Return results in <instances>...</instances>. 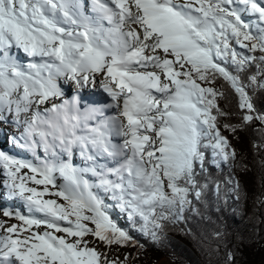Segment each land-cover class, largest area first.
Masks as SVG:
<instances>
[{"label": "snow or ice", "instance_id": "obj_1", "mask_svg": "<svg viewBox=\"0 0 264 264\" xmlns=\"http://www.w3.org/2000/svg\"><path fill=\"white\" fill-rule=\"evenodd\" d=\"M92 11L95 17L85 14L83 0H0V120L11 116L23 126L24 146L34 154L43 146L46 157L33 163L0 151L8 196L23 200L30 213L4 211L21 224L0 221L6 233L0 264H124L86 239L109 246L130 241L93 188L111 193L158 240L162 221L181 218L191 193L201 196L202 138H209L205 147L213 149L217 166L235 155L213 115H223L216 103L223 93L211 86L217 76L239 95V107L247 109L243 121L264 122V115L251 114L245 86L228 69L242 71L257 59L234 44L264 53V0H92ZM243 13L256 22H245ZM13 49L30 61L23 65ZM258 59L264 63V55ZM97 74L112 103L81 111L78 96L52 102L63 95L60 78L81 89L95 87ZM250 79L264 88L256 76ZM110 108L116 113L105 116ZM75 149L90 166L73 164ZM57 173L65 183H57ZM88 173L96 183L85 178Z\"/></svg>", "mask_w": 264, "mask_h": 264}, {"label": "trees", "instance_id": "obj_2", "mask_svg": "<svg viewBox=\"0 0 264 264\" xmlns=\"http://www.w3.org/2000/svg\"><path fill=\"white\" fill-rule=\"evenodd\" d=\"M234 46L244 55L257 57L242 71L231 64L228 69L245 86L254 106L251 114L264 115V88L250 79L256 76L264 84V63L258 59L264 53ZM211 86L223 93L216 98L223 115L215 110L213 115L221 135L228 140V151L235 155L217 166L213 149L205 147L209 138H202L205 164L203 170L197 166L201 196L197 199L191 193L192 203L181 218L162 221L158 240L142 230L139 217L130 218L111 193L103 192V210L130 237L123 246L110 245L118 250L124 264H155L162 257L172 264H264V122L243 121L247 109L239 107V95L223 77L217 76Z\"/></svg>", "mask_w": 264, "mask_h": 264}, {"label": "rangeland", "instance_id": "obj_3", "mask_svg": "<svg viewBox=\"0 0 264 264\" xmlns=\"http://www.w3.org/2000/svg\"><path fill=\"white\" fill-rule=\"evenodd\" d=\"M83 2L85 3V5L87 7V5L90 2V0H83ZM240 7H243V5H240ZM94 14H95V12H94ZM242 18L245 20V22H250V21L251 22H255L257 20V17L252 15L251 13L248 14V15L243 13L242 14ZM19 53H21L20 56H18L19 57V61L23 64L26 61V59H27L26 54H24L22 52V50L17 51L16 49H13V54L14 55L19 54ZM23 65H25V64H23ZM68 86H66V85L60 86V88H62L61 91H62L63 94L70 90ZM4 125H5V127H3ZM6 125H16L15 123L12 122L11 116H10L9 119H7V121L0 120V131H2L5 135H7L5 137H9V135H8L9 130L7 129ZM22 128H23L22 126H18L19 131L16 133L17 137H19L21 135ZM227 135L229 136V138H231L229 133H227ZM0 142L2 143V144H0V147L3 148V149H7L8 150V146H9L8 143H5L3 140L0 141ZM1 148H0V151L4 152L6 155L11 156L8 152L4 151ZM14 149L16 150V149H20V148H18L16 146V144H15ZM11 152L13 153V150H11ZM77 154H78V156L76 155L77 157H79L82 160H84V158L80 156L79 151H77ZM11 157H13V156H11ZM105 161L106 160L104 159V161L101 162V163H103V164L107 163V161L106 162ZM84 162H86V161L84 160ZM83 167H87V166H83ZM27 171H28L27 169H21V173L20 174H23V173H25ZM89 174L91 176L90 177V181H92L93 183H96L95 177H93L91 175V173H89ZM56 176H57V174H56ZM6 178H7V175H6L5 169L3 168L2 165H0V181H2V183H0V221L4 222V226L5 227L10 226L12 224L20 225L21 222L19 220H16L14 217H5L3 215L4 211H6V210L10 211L12 213L20 212L22 215H26V216L30 214L28 207L26 206L24 201L21 200L20 198H18V203L20 205L15 206L17 204V202H15L13 204V206H11V207H7L6 206L7 203L11 202V197L8 196V189L4 186L5 182L7 181ZM29 186L30 187H38L40 189L43 188L42 185L41 186H37V185H33L31 183H29ZM49 187L51 188V186H49ZM93 191L96 192L100 196V198L102 199L103 204H104V201L106 200V198L103 195L104 191L102 189H99V188H93ZM43 198L44 199H58L57 197L49 196V195H45ZM43 230H44L43 228H41V229H35L34 228L33 229V231H43ZM2 232H3V229L0 228V236L2 235L1 234ZM86 239H88L90 241V246L91 247L96 248V250L98 252L105 253L109 260H115L118 257H120V254H119L118 250L115 249L114 247L108 246V245L104 244V242H101V241H99V240H97V239H95V238H93L91 236L86 237ZM155 264H172V262L169 259H167L165 257H162V258L158 259L155 262Z\"/></svg>", "mask_w": 264, "mask_h": 264}, {"label": "bare ground", "instance_id": "obj_4", "mask_svg": "<svg viewBox=\"0 0 264 264\" xmlns=\"http://www.w3.org/2000/svg\"><path fill=\"white\" fill-rule=\"evenodd\" d=\"M103 2L108 3L109 0H103ZM86 15L90 16V17H95L96 13L94 14V12L92 11V0H90V2L88 3L87 7H86ZM105 26H107V22H104ZM21 53L16 54V56H20ZM27 57V56H26ZM31 58L27 57L26 61L23 64H27L30 61ZM103 80V76H100L99 74H97L96 76V85L95 87L92 86L91 83H89L87 86L81 88V89H77L75 86V82L74 81H66L63 78H60L57 82L59 84V86H68L69 87V91H79L82 95H88L89 97H93L95 99H99L100 102V108H103L105 105H108L110 103H112L111 97L108 96V94L106 92L103 91V89L100 87V81ZM71 87V88H70ZM62 89V88H61ZM62 97V96H60ZM58 99H60L59 97H55L52 102L57 103L58 104ZM86 100L85 99H81V103H85ZM48 107H51V103H49L47 105ZM105 111H108L110 113L109 116L114 115L116 113V109L115 108H110V109H106ZM10 118V116L8 117V119ZM21 121H23L25 119L24 114L21 115ZM22 126V125H21ZM5 127V125L3 126ZM7 129L9 130L8 135L9 137H5L7 135H5L2 131H0V141H4L5 143H8V150L7 149H3L4 151L8 152L11 156H13L15 159H19V160H24V161H31L33 163H40L42 160H44L45 157V152L43 149V146H38L35 149V154L33 153L32 149L27 148L26 151H23L21 149H14L15 146V138H16V133L19 131L18 126L17 125H6ZM23 127V126H22ZM21 132H23V130H21ZM39 139V138H37ZM116 140H118V138H114ZM0 144H2L0 142ZM4 145V144H3ZM2 145V146H3ZM11 150H13V153L11 152ZM56 151L59 153L60 149L57 148ZM77 151H79L78 149H75L73 152V157H72V162L75 166L78 167H83V166H90V164L88 162H84V160H82L81 158L77 157ZM32 152V156L30 157L28 153ZM77 155V156H76ZM39 156L40 157V161H38L36 159V157ZM63 159H67V154H63L62 155ZM106 160V159H105ZM104 161V158H98V163L99 164H103L101 162ZM109 161H107L108 163ZM90 174H86L85 178L90 180ZM96 179V178H95ZM57 183L58 184H63L65 183V181L63 180V178H61L59 176V174L57 173ZM17 202V204L15 206L20 205L18 203V197H11V202L7 203L6 206L7 207H11L13 206V204ZM1 236H4L6 233L3 231L1 233Z\"/></svg>", "mask_w": 264, "mask_h": 264}]
</instances>
